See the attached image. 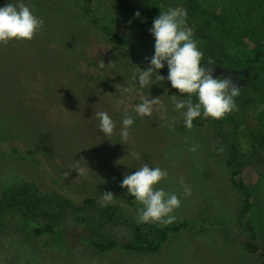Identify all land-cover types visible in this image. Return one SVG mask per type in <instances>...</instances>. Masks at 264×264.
Returning a JSON list of instances; mask_svg holds the SVG:
<instances>
[{
  "label": "rangeland",
  "instance_id": "obj_1",
  "mask_svg": "<svg viewBox=\"0 0 264 264\" xmlns=\"http://www.w3.org/2000/svg\"><path fill=\"white\" fill-rule=\"evenodd\" d=\"M88 1L93 17L111 31L99 33L93 27L96 25L92 26L90 39L83 43L85 52L78 60L80 64L74 69L93 86V95L76 100L78 113L71 101L40 99L44 116L36 112L29 118L59 133L58 141L46 134L51 146L43 149L45 154L41 148H30L22 137L0 138V264H261L244 247L247 232L241 220L250 219L258 242L264 246V148L249 159L242 173L251 191V207L246 217L241 218L244 198L231 181L232 168L227 163L229 145L216 131L221 121L230 141L240 140L245 149L251 148L259 131L256 127L259 113L264 109L260 103L264 101L260 93L264 83L253 80L244 83L235 98L238 110L220 120L204 119L201 114L202 122L194 120L189 130L183 123V110H175L171 96L177 95V101L188 97L180 96L171 87L166 79L168 73L162 69L160 74L165 77L162 86L154 84L141 90L137 85L136 90L125 91L131 73L146 69L154 55L155 39L143 30V21L123 12L113 0ZM134 2L158 6L161 12L169 7L185 9L182 0ZM198 3L200 13L190 28L192 38L203 52V66L227 67L221 50L244 58L250 52L249 37L264 41V0H198ZM71 10L75 15L83 12ZM114 33L119 45L111 38ZM60 49L68 57L73 55L66 44L60 45ZM14 50L0 52V100L9 101L12 110L21 112L24 109L19 97L6 95L11 86L5 83L10 77L2 74ZM117 52L123 55L117 72L118 67L113 65L105 69L95 65L100 59L108 65ZM210 53L213 58L208 57ZM209 59L214 61L213 65L207 64ZM128 69L130 74L125 76ZM51 72L61 79L55 70ZM104 75L109 80L102 83L100 78ZM147 95L160 96L161 104L154 106L150 117L141 118L134 108ZM22 98L25 107H37L35 99ZM95 111H106L116 124L110 141L100 133L99 121L93 116ZM126 113L133 116L134 124L129 142L123 145L119 132ZM25 114L28 116L26 111ZM194 145L198 147L191 151ZM220 148L224 150L218 151ZM130 152L139 153L140 159L133 158ZM22 155L26 158H21ZM81 158L85 161L79 163L88 169L86 177H78L75 170H69ZM144 163L167 170L168 178L156 187L174 192L181 199V207L173 213L176 217L173 223L187 220L193 227L171 236L157 252L121 248L100 252L93 244L96 239L114 238L123 243L133 238L132 225L142 206L126 195L127 189L120 184L126 174L135 172ZM66 171L70 173L68 178L63 175ZM181 177L191 188L189 197L183 195ZM105 191H111L115 199L101 207L100 196ZM87 196L96 197L99 203L85 204L83 199ZM48 222L54 225L57 234L36 238L32 225Z\"/></svg>",
  "mask_w": 264,
  "mask_h": 264
},
{
  "label": "trees",
  "instance_id": "obj_2",
  "mask_svg": "<svg viewBox=\"0 0 264 264\" xmlns=\"http://www.w3.org/2000/svg\"><path fill=\"white\" fill-rule=\"evenodd\" d=\"M113 1L123 12L131 14L134 18L135 13L139 11L141 15L136 19H141L143 21L141 23L143 30L150 34L149 29L152 27V22L161 12L158 6L145 2L137 4L134 0ZM8 2L18 3L21 2V0H0V7H3ZM22 2L29 6L33 13L42 18L45 23L44 28L38 32L31 41H13L7 46L0 45V52H11V48H16V50L12 52L13 56H11L10 60L6 61L3 66L2 74H7L10 77L9 81L5 83L11 86V88L8 89L9 93L6 95L10 97L12 96L11 94H13L19 97V104L24 109V111L21 112L15 111L14 109L12 110L7 103L9 101L6 100L5 102L0 100V138L6 140L12 139L14 136L22 137L30 148L35 146L41 148V150H47V147L51 145L48 144V137H46V134L50 138L58 141L59 133L54 131L51 126L41 125L34 119L29 118V115L34 116L37 112L44 116L43 109L38 103L40 99H44V101L47 102L71 101L77 113L79 112V110L76 109V100H85V98L91 97L93 95L92 92H94L93 86L80 76L79 73L74 72V69H76L75 66H79L80 64L78 61L79 58H81L85 52L83 43L87 42L86 39H90V33H92L93 27L98 30L99 33L104 32L110 34L111 31L108 26L101 25L93 17V9L90 8L88 0H22ZM182 3L187 10V24L190 27L193 19L200 13L199 3L198 0H182ZM71 9L83 12L81 15H75ZM93 25H96V27ZM111 38L115 40L116 44H120L119 38L115 33L111 35ZM248 41L250 52L247 57L240 58L225 50L220 51V56H222L227 67L232 72H246L250 80L255 81V83H264V41L256 36L249 37ZM63 44H66L68 49H72V52H69L70 54L73 53V55L75 54L76 56L71 55L68 57L66 53L62 52L60 45L62 46ZM118 45L116 49H118ZM114 57L115 58H112L109 63L113 62L112 65L114 68L118 66L121 67L120 62L123 55L117 52ZM208 57L213 58L214 55L210 53ZM87 61L90 60L87 59ZM95 65H97V63ZM122 66H124V64H122ZM119 67L115 69L116 72ZM51 70H55L57 72H55L56 75L61 79L52 76ZM113 70L112 68L111 71ZM162 72L168 73L167 65L162 68ZM128 74H130L129 69L126 71L125 76ZM131 74H133V72ZM107 80H109V77L105 75L100 78L102 83H105ZM260 93L264 97V88H262ZM22 96L35 99L37 107H25ZM195 99L196 98L193 97L194 102ZM260 103L264 104V101ZM107 110L109 111L108 108ZM25 111L28 116L25 114ZM200 118L201 116L194 120L201 123L202 120ZM46 120L50 121L48 118H46ZM219 123L216 133L224 140V143H228L229 145L227 163L232 168L231 181L244 198V205L240 212V216L241 218L244 216L246 217L251 207V191L242 173L248 165L249 159L254 156L258 149L264 148V109L259 113V119L256 123V127L259 128V131L253 138L254 143L249 149H245L240 140L230 141L228 139V134L222 128L221 121H219ZM27 124L31 125V127ZM83 134L85 133L81 135ZM85 143L89 144L88 142ZM13 151L16 152L18 149L15 147ZM80 154L81 153L78 155L80 156ZM21 158H26V156L22 155ZM31 159L33 160L35 157ZM83 201L85 204L89 205L99 203L97 198L93 196L84 197ZM241 221L247 232L246 238L243 241L245 249L252 255H256L261 264H264V246L258 242L252 222L250 219H245L244 221L242 219ZM132 227L133 238L130 242L120 243L117 239L109 238L96 239L93 241V244L100 252H107L116 248L141 253L157 252L171 236L191 229L193 225L187 220L168 224L166 226H161L157 223L140 224L136 221L133 223ZM32 234L36 238L42 239L45 236L53 237L57 234V231L54 225L48 222L45 224L32 225Z\"/></svg>",
  "mask_w": 264,
  "mask_h": 264
},
{
  "label": "clouds",
  "instance_id": "obj_3",
  "mask_svg": "<svg viewBox=\"0 0 264 264\" xmlns=\"http://www.w3.org/2000/svg\"><path fill=\"white\" fill-rule=\"evenodd\" d=\"M141 13L137 11L135 18ZM44 20L36 16L32 9L25 3L8 2L0 7V45L7 46L10 42L31 41L35 35L44 28ZM155 39L154 55L150 58V64L146 69L133 73L131 81L125 91L131 92L139 89H148L152 85L162 86L165 77L160 70L168 68L167 80L173 89L178 90L180 96L187 95L186 100L177 101L172 95V102L176 111H181L184 126L191 130L193 121L203 114L204 119L220 120L226 115L238 110L235 98L239 95L240 84L231 74L214 78V67L202 65L203 52L198 48V43L193 37V30L187 24V10L169 7L160 12L152 22L149 29ZM145 59H149L146 57ZM110 62L107 66H111ZM208 65L214 61L209 59ZM98 69L107 66L103 59L98 61ZM167 91V89H166ZM148 96V95H147ZM195 97V102L193 100ZM161 104L160 96L155 98H143L142 102L134 108L139 117H150L154 106ZM93 116L99 121L98 128L108 140L115 134L116 124L106 111H95ZM134 124V118L125 114L121 121L120 138L121 144H126L130 139V128ZM198 145L190 150L196 151ZM220 148L218 151L222 152ZM135 159H140V154L130 152ZM70 166L69 170H75L78 177H86L88 169L79 161ZM118 162V161H117ZM65 178L70 175L64 172ZM166 169L152 168L147 163L136 169L131 174H126L120 184L122 189H127L126 195L134 197L142 207L137 213V223H158L166 226L176 220L173 214L181 207V199L174 192H167L163 188L156 187L162 180L168 178ZM77 177V178H78ZM183 187V195H192L189 185L180 178ZM115 199L111 191H105L100 196L101 207H106Z\"/></svg>",
  "mask_w": 264,
  "mask_h": 264
},
{
  "label": "flooded vegetation",
  "instance_id": "obj_4",
  "mask_svg": "<svg viewBox=\"0 0 264 264\" xmlns=\"http://www.w3.org/2000/svg\"><path fill=\"white\" fill-rule=\"evenodd\" d=\"M206 67H209V66H206ZM219 67L217 69H215V71H214L215 73H217V75L214 76V78L217 77V76H223V75H229V74H231L233 76V78L236 81L239 82V84L241 85V88H242L243 85H245L244 83L250 81V79L248 77V74L246 72L234 73L231 70H229V68L226 67V66H222L220 68Z\"/></svg>",
  "mask_w": 264,
  "mask_h": 264
},
{
  "label": "water",
  "instance_id": "obj_5",
  "mask_svg": "<svg viewBox=\"0 0 264 264\" xmlns=\"http://www.w3.org/2000/svg\"><path fill=\"white\" fill-rule=\"evenodd\" d=\"M241 86V85H240ZM241 88V87H240Z\"/></svg>",
  "mask_w": 264,
  "mask_h": 264
}]
</instances>
